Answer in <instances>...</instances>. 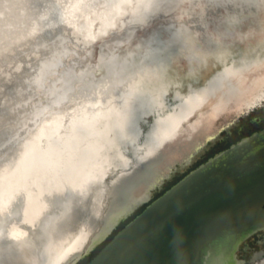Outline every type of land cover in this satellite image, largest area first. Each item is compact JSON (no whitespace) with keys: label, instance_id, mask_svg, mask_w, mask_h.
Returning <instances> with one entry per match:
<instances>
[{"label":"bare ground","instance_id":"obj_1","mask_svg":"<svg viewBox=\"0 0 264 264\" xmlns=\"http://www.w3.org/2000/svg\"><path fill=\"white\" fill-rule=\"evenodd\" d=\"M261 8L264 0H0V42H17L0 52V264H65L94 207L98 222L82 250L117 217L118 188L156 151L163 154V144H176L174 131H186L180 148L201 130L200 114L211 119L239 107L249 92L236 88L264 55V32L256 35L242 20ZM32 10L38 13L30 19ZM128 11L130 24L122 18ZM119 20L121 37L108 40ZM100 36L98 62L86 63ZM140 47L162 83L174 82L178 72L170 66L184 58V73L200 85L192 107L154 120L145 132L151 92L131 89L124 76ZM210 66L216 69L205 76ZM98 67L113 80L94 96ZM255 85L250 90L264 84Z\"/></svg>","mask_w":264,"mask_h":264},{"label":"water","instance_id":"obj_2","mask_svg":"<svg viewBox=\"0 0 264 264\" xmlns=\"http://www.w3.org/2000/svg\"><path fill=\"white\" fill-rule=\"evenodd\" d=\"M256 59L257 69L249 72L236 88L241 94L249 92L248 96L244 94L239 107L220 111L214 118L198 114L201 130L192 131L185 141L193 142L190 137L197 138L204 131L202 128L216 132L193 142L194 147L177 159L179 162L189 164L220 130L264 104V80L260 82L264 77V55ZM255 83V87L262 86L250 90ZM251 92L256 94L251 96ZM208 121L211 124L206 126ZM162 163L154 165L158 172L164 167ZM170 167L165 168L164 175ZM155 176L144 183L147 186H143V198L131 202L89 247L65 264H77L122 220L148 203L152 199L151 189L163 177ZM256 228H264V128L244 136L189 171L148 203L86 264H234L235 245Z\"/></svg>","mask_w":264,"mask_h":264},{"label":"rangeland","instance_id":"obj_3","mask_svg":"<svg viewBox=\"0 0 264 264\" xmlns=\"http://www.w3.org/2000/svg\"><path fill=\"white\" fill-rule=\"evenodd\" d=\"M37 13H38V11L32 10L30 12V16H29L30 19H33V17ZM257 13L259 15L256 13H255V15H253L251 13L248 15V17L245 16L243 18L244 20H242V24H243L244 28H249L251 25L255 26L257 29L255 34L260 36L261 33L264 32V29H263L264 28V24H263L264 23V9L263 8L258 9ZM132 16H133L132 13L130 11H128V13H124L122 15V18L126 21V23L130 24V22L132 21V19H131ZM118 22H119L118 23L119 26L117 28L116 27L113 28V31L114 30L117 31L116 36H114L112 33H109V35L106 36L105 38H107L108 40H111L112 38H118L119 39L121 37L120 35L123 33L122 24H121L120 20ZM30 24H31L30 22H27V24L26 23H23V24L20 23V24H14V25L12 24L11 30L13 32H17V31H20L21 29L27 28ZM213 27L214 26L211 24V28H213ZM9 32L11 34V31H9ZM17 34H19V33H17ZM19 36H22V35H19ZM102 40H103V38L100 36L95 41V45H94L95 48H93L94 52H92V57L91 58L89 57V59L86 60V63H89L90 61L92 63L98 62V57H99L100 50H101ZM252 41H253V43H251V45L258 43V42H254V41H256V39H254ZM15 42H16V40L14 38H12L11 36H9L8 38H5L4 42H0V46L2 47L0 52H4L7 47H10L11 44H13ZM112 45L113 44L110 43L111 48L113 47ZM98 47H99V49H98ZM242 48L243 49L246 48V44H243ZM98 50H99V52H98ZM145 52H146V49H144L143 47H140L139 48V54L136 56L135 59L128 57L131 64H130V67L128 69H126V73L124 74V76L127 80V84H128V86H130L131 89H135L136 87L140 86L141 88H144L145 90H148L149 92H151L150 98L148 99V104L149 105L155 104V106L153 108L154 111L152 110L153 112L151 111L149 113H143L142 114V116H143L142 129L144 132L148 131V129L153 124L154 120L166 119L169 116L174 118L177 116V114L181 108H183V110H184L187 107H192L193 103L198 99L199 94H200L199 83H197L196 80H194V78L191 77L190 74H188V72L184 73V70L186 71V65H185V61H184L185 59L184 58L174 60L173 64L170 66V69H172L173 65H174L176 68L174 72H178V75H176V79L174 80L173 83L172 82L171 83L166 82L164 84V83H162V81L158 75L159 70H160L159 67H155V66L152 67L149 64L147 65V62H145L142 59L143 56L145 55ZM219 66H221V64H219ZM215 69H216V66H210V68L208 70H206L207 73L205 76H208V74H210ZM93 70H96V72L99 70V74H96V76H95L96 87L94 89H92V87H91L90 93L94 96H97V95H100L103 90L109 88L110 83L113 80V73L109 69L100 68V67H98V70H97V68H94ZM89 78H90V80H93V77H89ZM190 79L194 82L193 84H191V82L189 81ZM262 128H264V104L262 106H260V110L257 109L256 111L250 113V115L245 114V115L239 117L234 125L228 127V130L230 132L229 131H228V133L226 131L221 132V133L218 132L217 136L214 138V140L212 142H209V141L206 142V144L201 149L202 152L199 154V156H196V157L199 158L200 155L204 153L205 149H207L206 153L201 158H199V159L197 158L198 160L188 170H187V167H185V166H182L181 168H179V166L181 164L180 165L176 164L173 166L172 169H169L168 171L172 170L171 173L168 175L169 179H171V180L166 182L163 185V187L160 188L159 190L157 188H159L158 186L162 185V184H160L162 182L160 181L159 183H157L151 189L152 199L148 203H150L151 201H153L154 199L159 197L168 188L173 186L182 177H184L189 171H191L193 168H195L196 166H198L202 162L206 161L207 159H209L210 157H212L216 153L228 148L231 144L237 142L238 140H240L244 136H247V135H249L255 131H258ZM189 131H191V130H189ZM189 131H187V133H189ZM215 132H216L215 130H205L201 133L202 135L200 134L197 138H196V136H191L192 138L191 137L190 138H191V141L196 143L198 140H201L205 134L206 135H212ZM175 133L178 134L177 136L179 138H177V139L181 140V139H183L186 131L185 130H181V131L176 130V131H174L173 135ZM139 140H140L139 141L140 144L143 145L144 137L141 136ZM178 140L176 141V144L174 146H171L169 143L163 144V146H161V149L163 150V154L160 155V150L156 151L152 155L153 157L151 156V158H150L151 160H149V162L146 165H144V167L139 171L140 175L138 174L137 177H132L128 181H125L122 184L123 186L121 185L122 189L119 187L120 188V190H119V188H118L116 195L114 196V205L112 206L113 208H116L115 212L118 213L117 215H119V214L123 213L125 210H127L129 205H125V203H126L125 200L127 201V199H128V202L131 204V202H133L135 200H139V199L144 197L143 196L144 195V187L143 186H145V187L147 186L144 183H148L149 181L153 180V178L156 177L155 175L159 176V178L161 176H163L164 175L163 172L165 171L166 167L171 166L172 163L175 161V159L182 158L184 155L186 156L188 154V151L192 147H194L193 142H191V143L187 142L184 145H182L180 148H178V146H179L178 144L180 143L179 142L180 140L179 141ZM161 156L163 158H161ZM160 162H163L162 164L164 165V167H161L160 171L158 172L156 170L155 164L160 163ZM180 171H182V172H180ZM154 173H158V174H154ZM143 177H144V180L141 181V184L132 188V186L135 183H137L139 179H142ZM131 179H132V181H131ZM126 182L128 185L126 184ZM120 196H121V198H119ZM127 196H128V198H127ZM115 199H117V200H115ZM148 203L141 205L140 209H138L135 213H133L132 218H134L142 210V208L144 206H146ZM98 209H99V205H98V208L96 205L94 207V210H93L91 216H90V220L87 223L86 229H84L81 236L77 238V240L75 242L76 245H73V248L70 251L71 253L69 252L70 256H74V255L78 254L79 252H81L83 243L86 241L90 230L97 225ZM132 218L129 220H124L118 226H116V228H114V230L112 231L110 236L108 235V239H110L115 233H117L119 230H121L128 222H130L132 220ZM102 219L103 218L101 217V220ZM94 223H96V224H94ZM103 245H104V242L100 243V245L97 248H94L88 255H86L82 259H80V261H78L77 264L87 263L98 252V250ZM75 249H77V250H75ZM72 250H74V251H72Z\"/></svg>","mask_w":264,"mask_h":264},{"label":"flooded vegetation","instance_id":"obj_4","mask_svg":"<svg viewBox=\"0 0 264 264\" xmlns=\"http://www.w3.org/2000/svg\"><path fill=\"white\" fill-rule=\"evenodd\" d=\"M260 110V107L254 108L252 111H250L248 113V115H250V113L256 111V110ZM234 125V124H233ZM226 131L228 133V128H224L222 130L219 131V133ZM230 132V131H229ZM213 140L209 141L212 142ZM212 144V143H211ZM206 150L204 151L203 154L200 155L199 158H201L205 153ZM198 157H196L195 159L191 160V162L189 164H186L185 162H177L180 166L179 168H181L182 166L187 167V170L199 159H197ZM176 163V164H177ZM172 170L168 171L161 179L160 184H162L161 186H158L159 188H157L158 190L160 188L163 187V185L168 182L169 180V174L171 173ZM184 171V170H183ZM182 172V171H180ZM159 184V185H160ZM146 204V203H145ZM144 205V204H143ZM141 207V206H140ZM140 207H138L133 213H135L138 209H140ZM146 206H144L142 208V210L145 208ZM141 210V211H142ZM140 211V212H141ZM139 212V213H140ZM133 213H131L125 220H129L132 218ZM138 213V214H139ZM133 219V218H132ZM124 220H122L121 222H123ZM120 222V223H121ZM119 223V224H120ZM118 224V225H119ZM111 234V233H110ZM109 234V236H110ZM116 235V233L110 238H107L103 241L104 245L98 250V252ZM108 239V240H107ZM102 243V242H101ZM100 244H98L95 248H97ZM235 256H234V264H264V228H256L255 230L251 231L250 233H248L245 237H243L240 241H238V243L235 245ZM97 252V253H98ZM96 253V254H97ZM95 254V255H96ZM94 255V256H95ZM93 256V257H94ZM92 257V258H93ZM91 258V259H92ZM90 259V260H91ZM89 260V261H90ZM80 261V260H79ZM86 264V263H85Z\"/></svg>","mask_w":264,"mask_h":264}]
</instances>
